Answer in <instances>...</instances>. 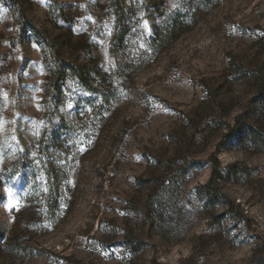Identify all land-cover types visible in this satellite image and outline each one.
Segmentation results:
<instances>
[{
  "label": "rangeland",
  "instance_id": "rangeland-1",
  "mask_svg": "<svg viewBox=\"0 0 264 264\" xmlns=\"http://www.w3.org/2000/svg\"><path fill=\"white\" fill-rule=\"evenodd\" d=\"M121 8L0 0V264H264V0Z\"/></svg>",
  "mask_w": 264,
  "mask_h": 264
},
{
  "label": "trees",
  "instance_id": "trees-1",
  "mask_svg": "<svg viewBox=\"0 0 264 264\" xmlns=\"http://www.w3.org/2000/svg\"><path fill=\"white\" fill-rule=\"evenodd\" d=\"M5 1L13 2L14 0H5ZM111 3L114 8V14L117 18V22L118 23L122 22L124 18L123 10L121 8L123 0H111ZM174 22H176V20ZM126 32H127V27L124 28L123 30L117 31V35L122 37L124 36V34H126ZM66 76L74 77L80 84H83V85L87 84L85 70L82 66H78L70 62H65L59 58L54 57L53 61L51 62V67L48 72V88L50 89V93H53L52 95L55 96L54 97L55 99L53 100L54 102H59L60 100V95H61L60 86L65 81ZM257 87H258V91H257L258 94L259 95L264 94V83L259 81L257 83ZM253 111H254V115L256 116V114L259 113L260 108L256 107L255 105V108L253 109ZM239 122L240 121L236 122V124L233 127V130L240 129ZM44 170H45L44 172H45L47 181L49 182V184H51V187H53L52 185L54 184V181L51 177L52 173L54 172L53 169L47 165L44 167ZM217 174H219V170H218V163L215 160L212 166L211 175L208 180V185L216 184L215 182H216ZM2 237H3V234H0V239ZM13 242L15 243L16 240H13Z\"/></svg>",
  "mask_w": 264,
  "mask_h": 264
}]
</instances>
